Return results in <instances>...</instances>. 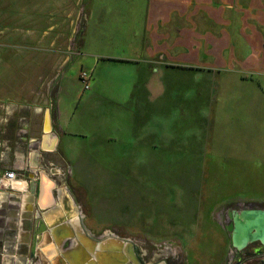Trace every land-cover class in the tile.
I'll list each match as a JSON object with an SVG mask.
<instances>
[{
    "label": "rangeland",
    "instance_id": "1",
    "mask_svg": "<svg viewBox=\"0 0 264 264\" xmlns=\"http://www.w3.org/2000/svg\"><path fill=\"white\" fill-rule=\"evenodd\" d=\"M151 5L48 0L49 24L57 25L49 38L57 33L58 40L42 45L35 60L49 68L63 63L64 80L60 158L46 161L54 175L64 168L88 199L90 226L137 244L145 264H164L176 252L190 264H209L216 239L226 247L215 221L224 201L264 207V67L242 75L161 71L151 91L141 49L150 41ZM126 57L138 63L120 61ZM81 70L91 75L83 92ZM55 178L59 198L77 207L63 177Z\"/></svg>",
    "mask_w": 264,
    "mask_h": 264
},
{
    "label": "crops",
    "instance_id": "2",
    "mask_svg": "<svg viewBox=\"0 0 264 264\" xmlns=\"http://www.w3.org/2000/svg\"><path fill=\"white\" fill-rule=\"evenodd\" d=\"M151 3L152 32L141 48L149 66L146 74L153 77L151 91L161 71L242 75L264 67V0ZM88 4L90 18L94 7ZM53 30L57 25L49 24L48 0H0V264H145L143 250L130 240L81 229L83 216L66 212L64 205H70L63 195H56L49 212L41 206L42 175L56 172L46 157L60 158L57 151L63 136L58 112L63 63L49 68L35 60L42 45L48 49L58 40L57 33L49 38ZM133 59L120 61L137 64ZM47 110L57 136L53 151L42 143ZM8 172L15 173L13 179L5 177ZM55 189L60 190L57 184ZM58 217L71 227L59 224Z\"/></svg>",
    "mask_w": 264,
    "mask_h": 264
},
{
    "label": "flooded vegetation",
    "instance_id": "3",
    "mask_svg": "<svg viewBox=\"0 0 264 264\" xmlns=\"http://www.w3.org/2000/svg\"><path fill=\"white\" fill-rule=\"evenodd\" d=\"M63 177L64 182L66 183V187L68 189L69 195L72 197L74 201L78 204L77 207H67L64 205L66 212L73 213L77 211V215L83 216L80 220V226L83 229L87 230H96L95 227L90 226L89 224V209L85 205L88 199L81 195V192H77L78 186L70 185V179L68 172L62 168L61 173L57 174ZM54 175V177H57ZM53 177V178H54ZM55 183L59 186L60 181L55 178ZM79 190V189H78ZM62 193V190L55 189V195H59ZM63 198L68 201V197L64 194ZM224 201V206L215 214L216 225L219 228V231H222L226 236V247H223L224 242H220L216 239V248L215 254L212 252L210 257L209 264H264V245L260 242L255 241L248 243L243 249L238 250L232 247L230 242V232L227 231V228L230 225H233L234 220L237 216L241 214L243 211H249L251 209L255 210H264V207L259 206L258 204L247 202L240 203L238 201ZM234 202V203H233ZM88 204V203H87ZM89 205V204H88ZM61 217V216H60ZM58 217L59 224L63 226L71 227V223L66 222L65 219H61ZM113 233H115L113 231ZM147 255H145L146 257ZM214 259L217 262L214 263ZM164 264H190L187 259H185V254L181 252L171 253L169 256L164 257Z\"/></svg>",
    "mask_w": 264,
    "mask_h": 264
},
{
    "label": "water",
    "instance_id": "4",
    "mask_svg": "<svg viewBox=\"0 0 264 264\" xmlns=\"http://www.w3.org/2000/svg\"><path fill=\"white\" fill-rule=\"evenodd\" d=\"M42 143L46 144L48 151L55 150L57 146V136L52 131L50 124L49 110L44 114V126H43V138ZM42 186L39 190V199L41 206L44 208H52L56 202L55 195V180L47 174L42 175ZM48 202L49 205L45 206ZM257 216L260 222L249 223L248 220L251 217ZM230 232V242L232 247L241 250L248 243L258 241L264 245V210L251 209L249 211H243L234 220L233 225L227 228Z\"/></svg>",
    "mask_w": 264,
    "mask_h": 264
},
{
    "label": "built area",
    "instance_id": "5",
    "mask_svg": "<svg viewBox=\"0 0 264 264\" xmlns=\"http://www.w3.org/2000/svg\"><path fill=\"white\" fill-rule=\"evenodd\" d=\"M79 81L81 83V91H86L89 89L90 87V79H91V75L90 73H88L87 71H80L79 75H78ZM15 176V173L13 172H8L5 174V177L7 179H13Z\"/></svg>",
    "mask_w": 264,
    "mask_h": 264
},
{
    "label": "bare ground",
    "instance_id": "6",
    "mask_svg": "<svg viewBox=\"0 0 264 264\" xmlns=\"http://www.w3.org/2000/svg\"><path fill=\"white\" fill-rule=\"evenodd\" d=\"M50 122H51V121H50ZM7 181H8V180H7ZM17 182H18V181H17ZM17 182H16V183H17ZM16 183H15V184H16ZM21 184H22V183H21ZM25 184H26V183H25ZM13 185H14V183L12 184V186H13ZM23 185H24V183L22 184V186H23ZM16 186H17V185H16ZM16 186H15V187H16ZM22 186H21V187H22ZM24 186H25V185H24ZM17 187H18V186H17ZM16 189H17V188H16ZM19 189H21V188L19 187ZM22 190H23V189H22ZM24 190H25V189H24ZM19 192H20V191H19ZM11 193H12V192H11ZM37 194H38V193H37ZM36 200H37V199H36ZM38 200H39V199H38ZM32 202H33V201H32ZM48 205H49V203L46 202V203H45V206H48ZM55 205H56V204H55ZM41 208H42V207H41ZM39 209H40V208H39ZM48 209H49V208H48ZM32 210H33V209H32ZM44 211H45V210H44ZM49 211H50V209L48 210V212H49ZM42 212H43V211H42ZM44 213H45V212H44ZM46 213H47V211H46ZM46 213H45V214H46ZM41 214H42V213H41ZM42 215H43V214H42ZM44 217H45V216H44ZM76 220H77V219H76ZM77 221H78V220H77ZM48 227H49V226H48ZM81 229H82V228H81ZM47 230H48V229H47ZM50 234H51V233H50ZM47 235H48V234H47ZM44 237H45V236H44ZM48 237H50V235H49ZM45 239H46V238H45ZM29 240H30V239H29ZM42 241H43V238H42ZM44 242H45V241H44ZM38 244H39V243H38ZM43 245H44V244H43ZM37 246H38V245H37ZM41 246H42V245H41ZM38 248H39V247H38ZM47 253H48V252H47ZM52 253H53V252H52ZM48 254H50V253H48ZM54 254H55V253H54ZM37 257H38V255H37ZM45 258H46V257H45ZM51 260H52V258H51ZM45 261H46V260H45ZM56 261H57V260H56ZM43 262H44V260H43ZM46 263H47V262H46ZM55 263H56V262H55Z\"/></svg>",
    "mask_w": 264,
    "mask_h": 264
}]
</instances>
